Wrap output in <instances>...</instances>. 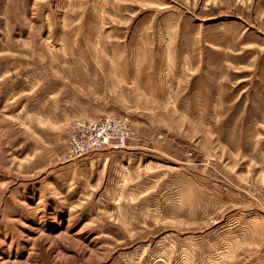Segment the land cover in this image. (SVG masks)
Returning a JSON list of instances; mask_svg holds the SVG:
<instances>
[{
    "label": "rangeland",
    "instance_id": "rangeland-1",
    "mask_svg": "<svg viewBox=\"0 0 264 264\" xmlns=\"http://www.w3.org/2000/svg\"><path fill=\"white\" fill-rule=\"evenodd\" d=\"M0 264H264V0H0Z\"/></svg>",
    "mask_w": 264,
    "mask_h": 264
},
{
    "label": "built area",
    "instance_id": "built-area-1",
    "mask_svg": "<svg viewBox=\"0 0 264 264\" xmlns=\"http://www.w3.org/2000/svg\"><path fill=\"white\" fill-rule=\"evenodd\" d=\"M132 136V131H126L123 120L113 115L75 120L70 125L64 160L70 162L86 154L101 151L112 141L118 146H124Z\"/></svg>",
    "mask_w": 264,
    "mask_h": 264
}]
</instances>
